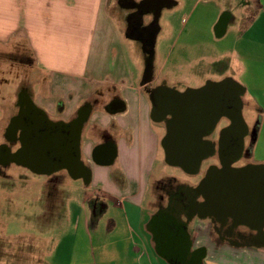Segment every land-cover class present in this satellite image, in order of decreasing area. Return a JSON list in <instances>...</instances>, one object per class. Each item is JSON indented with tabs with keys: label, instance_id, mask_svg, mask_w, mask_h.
I'll use <instances>...</instances> for the list:
<instances>
[{
	"label": "rangeland",
	"instance_id": "1",
	"mask_svg": "<svg viewBox=\"0 0 264 264\" xmlns=\"http://www.w3.org/2000/svg\"><path fill=\"white\" fill-rule=\"evenodd\" d=\"M172 1L179 6L162 21L166 28L158 36L155 69L160 68L161 77L173 78L178 84V91L195 90L203 86L204 79L213 77L212 65L227 60L225 58L237 34V28H229L230 31L223 37L216 38L215 26L223 12L229 10L234 16L240 17L245 12L253 13L255 5L252 3L251 9L245 10L239 0ZM58 6L54 7L55 12ZM49 7L47 4L19 7L24 21H29V13L37 10L44 19V27L41 31L39 28L41 36L35 38V47L32 40L20 32L8 37V46L5 47L8 67L0 78V92L4 94V98L0 96V104L8 105V109L14 103L13 95L20 84L28 86L36 102L43 100L40 97L49 98L47 94L43 95L49 77L38 65L36 52L42 59L46 56L48 63L56 62L65 67L74 65L75 57L80 58L85 52L91 30L86 28L88 21L86 24L80 23L81 11H73L76 18L71 19L70 15L63 17V13L53 14ZM106 9L113 25L120 29L122 35L123 14L117 0H106ZM168 54L171 55L163 69V61ZM124 56L135 80L139 79L140 53L131 41H124ZM215 76L218 78L221 75ZM50 103L53 106L57 104V98L52 97ZM242 103V118L251 133L260 117L245 107L246 97H242ZM152 127L163 137L164 124H152ZM252 146L251 138L245 141L243 155L232 165L233 168L249 164L264 165V147L261 144L255 148ZM217 156L216 151L211 159L203 161L197 175H187L180 168L168 166L160 149L150 181L171 180L175 184L196 187L211 164L218 160ZM2 172L9 173L11 179L0 176V264H94L89 257L91 242L94 244L96 239L104 238L107 227L100 224L101 230L97 231L98 225L94 227L90 219L89 196L92 189L86 188L81 180L71 179L63 171L54 175L60 177L55 188L49 186L51 177L33 176L13 166L3 168ZM148 195V200H151V193ZM149 209L151 211L147 206L144 209L145 218H148ZM206 225L207 221L195 222L196 230L202 233ZM142 234L148 236L144 231L140 232ZM193 237L195 246L200 245L202 240L197 233ZM251 257L257 259L259 264H264L262 249L237 250L222 245L212 249L202 264H254L249 259ZM96 260L98 264V258ZM158 261L167 264L162 259Z\"/></svg>",
	"mask_w": 264,
	"mask_h": 264
},
{
	"label": "crops",
	"instance_id": "2",
	"mask_svg": "<svg viewBox=\"0 0 264 264\" xmlns=\"http://www.w3.org/2000/svg\"><path fill=\"white\" fill-rule=\"evenodd\" d=\"M239 1L245 10L251 9L252 3L255 8L253 13L234 16L224 28L214 30L216 38H221L229 28H237L225 58L227 60L214 65L221 75L220 81L229 77L244 88L242 97L247 99L245 107L259 114L260 118L254 130L251 133L248 131L244 145L251 138L254 148L259 144L264 147V0ZM27 4L37 7L47 4L53 14L63 13V17L70 15L71 19L76 18L73 11L79 9L80 23L86 24L88 21L86 28L91 30L85 52L80 58L75 57L74 65L65 67L56 62L48 63L46 56L42 59L36 52L38 65L49 77L43 93L49 98L40 97L43 99L38 100L41 104L52 108L51 98H57L67 112L59 113V118L66 120L75 115L70 112L82 102L98 103L88 113L80 134L81 159L93 171L92 181L89 180L88 185L84 183L86 188L92 189L89 200L96 193L104 202V209L100 213L94 215L90 211V219L94 227L98 225L97 231L101 230L100 224L107 227L104 238L96 239L94 244L91 242V262L97 264L98 258V264H160L158 260L162 258L153 252L140 232L144 231L155 207L152 186L158 181L151 183L150 180L160 149L163 152L160 142L163 137L152 127V124L160 123L152 122L149 113H146V99L141 92L139 79L135 80L124 56L125 39L120 29L112 23L106 0H0L1 79L8 67V53L5 50L8 37L20 32L22 36L30 38L35 47V38L41 36L39 28L40 31L43 29L44 19L37 10L29 11V21H24L25 17L20 16L19 7ZM57 4L59 8L55 12ZM40 18L42 21H39ZM5 83L7 81L2 87ZM0 96L4 98L2 91ZM113 98L124 103L123 112L111 113L102 109V105ZM7 117L8 105L0 104V135ZM102 134L113 143L114 158L108 164L96 167L92 164L90 152L100 142ZM150 193L152 199L148 200ZM146 206L151 208V211L147 210L148 218L144 217ZM249 259L251 263L259 264L257 259Z\"/></svg>",
	"mask_w": 264,
	"mask_h": 264
},
{
	"label": "flooded vegetation",
	"instance_id": "3",
	"mask_svg": "<svg viewBox=\"0 0 264 264\" xmlns=\"http://www.w3.org/2000/svg\"><path fill=\"white\" fill-rule=\"evenodd\" d=\"M117 5L123 14L121 21L123 38L134 43L140 53L139 85L146 99V113H149V116L150 113H162L163 107H169L170 95L178 96L184 92L177 90L178 84L170 76L161 77L160 68L156 70L154 65L158 36L161 30L166 28L162 21L179 4L172 0H117ZM233 18V13L226 10L219 18L215 29L221 30ZM170 55L164 58L163 69L167 66ZM211 67L213 77L204 79L203 86L220 82L221 77L215 76L219 72L217 66ZM233 93L234 89L227 86L226 94L229 98H232ZM13 98L14 103L8 109V117L0 135V176L6 180L11 179V175L4 174L2 169L13 166L33 176L51 177L49 186L52 188H55L60 178L54 175L60 171L65 172L71 179L83 182V177L89 175L91 182L93 171L83 163L81 154L80 165L71 170L70 174L59 168L64 164H73L76 158L74 122L82 119L86 122L88 113L98 105L97 101L83 102L70 112L75 113L73 117L62 120L59 113L67 112L62 109L61 103L49 108L36 102L25 84L18 85ZM124 107V103L118 98H113L102 105L104 111L111 113L123 112ZM166 119H171V115L168 114ZM241 133L236 122L223 117L214 131L203 138L204 142L201 144L209 146L212 144L214 154L216 151L218 154L219 150L220 158L226 159L232 156ZM101 136L100 142L90 152L92 164L96 167L108 164L114 153L110 138L104 134ZM164 136L165 132L163 138ZM164 145L173 149L176 156L191 158L186 153L187 143L182 140L169 139ZM214 154L203 161L211 159ZM211 165L219 167V157ZM90 182L84 183L88 185ZM192 188L194 187L175 184L171 180L158 181L152 186L155 207L144 232L148 235L145 237L146 241L158 257L168 264H202L212 249L222 245L237 250L256 248L255 244L261 240L256 232L243 226H235L231 219H200L192 216L191 204L203 200L191 192ZM89 208L94 215L104 209V202L98 194L94 193L89 200ZM196 221H207L204 233L196 230ZM195 233L202 240L198 246H195L194 242ZM258 249L264 250V246Z\"/></svg>",
	"mask_w": 264,
	"mask_h": 264
},
{
	"label": "water",
	"instance_id": "4",
	"mask_svg": "<svg viewBox=\"0 0 264 264\" xmlns=\"http://www.w3.org/2000/svg\"><path fill=\"white\" fill-rule=\"evenodd\" d=\"M227 86L234 89L232 98L226 94ZM244 88L224 79L218 83L186 90L178 96L170 95L169 107H163L162 113H150L154 122L165 124V136L161 141L164 161L167 165L180 168L187 175H197L202 161L214 154L212 144H201L203 138L210 135L221 118L236 122L242 133L238 136V145L232 156L220 158L219 167L211 166L191 192L200 196L202 202L191 204V215L200 219H231L235 226H243L261 238L256 248L264 246V165L249 164L241 168L232 165L243 155L244 139L248 135L242 118ZM171 119H166L167 115ZM83 119L74 122L76 158L73 164H64L59 169L70 171L80 165V134ZM178 139L187 143L186 153L191 158L174 154L173 149L165 147L166 140ZM114 154L111 156L112 160ZM85 183L89 175L83 177Z\"/></svg>",
	"mask_w": 264,
	"mask_h": 264
}]
</instances>
